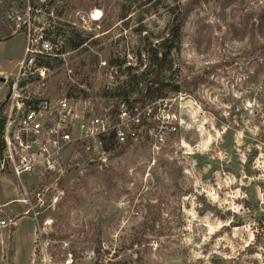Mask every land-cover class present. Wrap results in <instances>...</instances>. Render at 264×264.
<instances>
[{"label":"rangeland","instance_id":"1","mask_svg":"<svg viewBox=\"0 0 264 264\" xmlns=\"http://www.w3.org/2000/svg\"><path fill=\"white\" fill-rule=\"evenodd\" d=\"M187 1L155 0L157 6L146 14L143 3L134 0H0V21L5 17L0 28L14 33L15 16L44 5L35 25L45 26L51 18L57 29L81 33V26H74L77 13L91 14L102 26L94 32L100 45L91 53L107 62L113 55L127 56L132 65L142 54L146 64L148 45L168 37L171 9ZM245 1L246 8L234 3L223 13L225 0H200L185 20L179 50L170 56L173 68L164 73V98L144 102L140 92L131 96L130 106L141 110L155 102L153 113L165 122V140L158 146L149 134L158 133L161 123H152L140 144L118 149L106 164L82 159L60 179L33 175L18 181L11 173L0 174V205L5 207L0 219L27 215L37 227L31 261L27 228L20 239V232L13 236L17 247L0 232V264H14L15 247L17 264L34 259L48 264L45 258L61 264L68 256L77 264H96V250L102 254L100 264H264V37L259 22L250 20L242 37L244 9L259 13L264 0ZM130 3L126 25L122 5ZM142 18L145 31L140 33ZM25 47L23 33L0 44V79L14 82ZM87 55L69 52L61 58L64 66L50 70L45 86L35 83L29 91L61 96L65 83L87 79L101 95L126 81L118 67L105 74L89 68L79 72ZM8 94L9 86L0 83V105ZM122 102L94 101L112 111Z\"/></svg>","mask_w":264,"mask_h":264},{"label":"built area","instance_id":"2","mask_svg":"<svg viewBox=\"0 0 264 264\" xmlns=\"http://www.w3.org/2000/svg\"><path fill=\"white\" fill-rule=\"evenodd\" d=\"M41 6L40 9H44ZM40 9L28 7L26 13L15 16L14 34L26 37L25 56L19 63L18 73L9 86V97L0 105V174L22 181L24 176L36 175L43 180L47 176L60 179L70 172L79 161L107 163L108 157L118 149L138 145L144 135L150 133L154 123L161 127L158 133L149 134L151 144L156 146L165 140V122L153 113L155 102L146 103L144 109L121 103L118 110L99 109L94 101L102 99L95 95L88 84L73 82L78 87L75 96H52L40 89L30 92L35 83L45 86L50 69L43 64L46 60L61 59L69 52L64 50V35L60 34L53 21L45 19V26L35 25ZM50 11L48 17L50 16ZM74 26L90 41L102 29L101 21L94 16L77 13ZM91 34V35H90ZM109 62L100 60L94 74L114 71ZM107 86H112L108 83ZM42 88V87H41ZM176 131V128L173 129ZM112 144L115 148H112ZM83 159V160H82ZM102 164V165H103ZM77 167V166H76ZM41 197L43 193H38ZM3 205H0L2 212ZM13 221H1L0 225H11ZM44 250V249H43ZM46 257V254H44ZM44 261L50 260L44 259ZM36 264V260L32 261ZM61 264H77L68 256Z\"/></svg>","mask_w":264,"mask_h":264},{"label":"trees","instance_id":"3","mask_svg":"<svg viewBox=\"0 0 264 264\" xmlns=\"http://www.w3.org/2000/svg\"><path fill=\"white\" fill-rule=\"evenodd\" d=\"M175 3L179 2V0H173ZM131 2V1H129ZM135 3H143L141 7L144 8V12L146 14L150 13L153 10L155 5V0H134ZM200 0H188L186 5L183 8L175 6L171 9L172 11V21L168 27V37L164 38L158 45L153 46V44L148 45L147 52V62L144 63L142 54H138L137 60L135 65H132L130 61L127 59V56L123 58L117 57L113 55L109 59L110 67H118L120 69V73L122 75H126L127 79L121 85H118L114 89V91L104 92L101 94L103 98H118L122 103H126L127 105H131L132 102L130 100L132 95L137 94L140 92L139 95L143 99L142 101H155L160 98H164L162 94V90L167 84L165 83V72H170L173 68V61L171 60L170 56L172 52L178 51L180 48V39L182 28L189 16L194 12ZM234 3H237L238 6L246 8L248 1L245 0H225L223 4V13L226 11L227 8L232 6ZM152 4V6H151ZM250 4V3H249ZM132 9V5L126 6L125 4L122 5L121 11V21L130 22V11ZM180 9H183V13H178ZM243 10V9H242ZM244 20L246 22V26L244 27L242 37H246L248 32L247 26L250 20L255 19L259 22L258 31L261 36L264 37V7L261 9L259 13H254L253 11H248L244 9ZM128 19V20H127ZM143 18L140 19L139 23H141V27L139 29L140 33L145 31V27L142 25ZM5 22V17L1 18L0 24ZM69 27V25H66ZM71 28V27H69ZM252 33L255 32V25L251 27ZM60 34L64 35V50L65 52H78L81 51L83 54H88L87 57L80 61L77 69L79 72L85 68H89L90 71H95L99 64V58L97 53H91L90 51L97 48L100 45V41L98 39H93L90 41L91 37L84 36L83 33H79L75 29H70V31H66L63 27L58 29ZM64 30L68 32V34L64 33ZM8 26H4L0 28V42H6L11 40L14 36ZM94 36V34H92ZM253 38L255 36L253 35ZM147 48V47H146ZM264 49V45L262 47ZM102 49H99L101 51ZM50 70H55L65 65V61L63 59H53V60H46L43 62ZM145 67L141 73H135L139 68ZM124 68V69H123ZM264 66H262V69ZM82 83L90 85L87 79L83 80ZM65 87L67 88V96H75L77 93L78 87L73 85L71 82L65 83ZM62 88V87H61ZM174 91L179 92V86H175ZM2 122L0 121V131L2 129ZM112 148H115V145L112 144ZM49 179V177H46ZM58 238V237H55ZM95 254L97 256L96 264H100L99 261L101 259V251L96 250Z\"/></svg>","mask_w":264,"mask_h":264},{"label":"crops","instance_id":"4","mask_svg":"<svg viewBox=\"0 0 264 264\" xmlns=\"http://www.w3.org/2000/svg\"><path fill=\"white\" fill-rule=\"evenodd\" d=\"M6 42H0V44H5ZM10 204H6V206H8ZM3 208L4 205H3ZM2 213V212H0ZM3 221L0 219V222ZM9 221H13V223L11 225H7V226H2L0 225V232H1V235H7L8 237H11L9 240L12 244V242H14V245H16V241L15 239L13 238V236L17 237L19 232V236L17 239H20L22 236H23V232H24V228H27L28 231L26 232L27 235H26V240L28 241V247H30L29 249V260L31 261V258L33 257L34 255V245H35V242H36V236H37V227H36V222H35V219L29 217V216H22V217H18L16 220H9ZM8 221V222H9ZM31 223H33V226H32V231L30 232L29 229L31 228ZM5 230H8V232L6 233ZM31 245H32V248H31ZM14 247V246H13ZM17 247V245H16ZM16 247L15 249H13L14 253L12 252V254H14L13 256V260L15 261L14 264H17V259H16V256H17V250H16ZM11 250H12V247H11ZM16 259V260H15Z\"/></svg>","mask_w":264,"mask_h":264},{"label":"water","instance_id":"5","mask_svg":"<svg viewBox=\"0 0 264 264\" xmlns=\"http://www.w3.org/2000/svg\"><path fill=\"white\" fill-rule=\"evenodd\" d=\"M6 82V80L4 79V78H1L0 79V83H5ZM9 97V95L6 97V99Z\"/></svg>","mask_w":264,"mask_h":264}]
</instances>
